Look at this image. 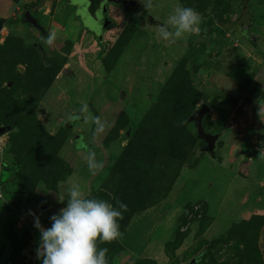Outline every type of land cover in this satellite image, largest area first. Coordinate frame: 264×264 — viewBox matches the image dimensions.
I'll return each instance as SVG.
<instances>
[{"label": "rangeland", "instance_id": "1", "mask_svg": "<svg viewBox=\"0 0 264 264\" xmlns=\"http://www.w3.org/2000/svg\"><path fill=\"white\" fill-rule=\"evenodd\" d=\"M116 1L0 0V264H42L29 210L51 227L73 179L127 205L123 237L97 241L108 264H264V0H151L164 23L177 6L201 14L200 34L175 43ZM201 103L205 130L222 131L214 160L196 155L186 121ZM88 148L104 163L96 175Z\"/></svg>", "mask_w": 264, "mask_h": 264}, {"label": "clouds", "instance_id": "2", "mask_svg": "<svg viewBox=\"0 0 264 264\" xmlns=\"http://www.w3.org/2000/svg\"><path fill=\"white\" fill-rule=\"evenodd\" d=\"M143 6L151 8L153 5L151 0H147ZM202 22L201 14L192 7L177 6L169 16L168 23L159 26L158 36L166 42L175 43L185 34L199 35ZM55 39L53 32L42 37V42L52 45ZM79 113H87L85 119L95 125L93 134L96 136L105 134L111 127L109 122L93 116L87 104L79 109ZM80 114L70 115L69 121L80 119ZM260 155H264V148L260 149ZM84 160L92 175L104 168V163L97 159V153L91 148L86 149ZM64 191L66 206L50 217L51 227L45 228L40 217L29 210L34 218V227L40 233L37 259L42 264H108V249L98 248L97 241L110 243L123 237L118 221L123 219L127 205L118 198L115 204L95 197L88 198L75 179L65 185Z\"/></svg>", "mask_w": 264, "mask_h": 264}, {"label": "water", "instance_id": "3", "mask_svg": "<svg viewBox=\"0 0 264 264\" xmlns=\"http://www.w3.org/2000/svg\"><path fill=\"white\" fill-rule=\"evenodd\" d=\"M117 5L119 4L125 11H131L133 8H136V18L141 22V24H145L146 26H154L157 28V34L159 26L167 24L161 21L160 18L154 17L150 13L143 14L142 11L145 9L143 4L144 2L140 0H117ZM96 16V15H95ZM107 21L104 24H98L94 27L93 33L97 36L98 39L102 37V32L108 27L110 24V20L106 19ZM24 21L29 23L31 26L39 29L42 34H44V30L41 25L38 23L37 18L31 14L30 11H25L24 13ZM60 73L63 77H68L73 83L77 82V75L70 67H63L60 70ZM256 91V87H252L248 89L247 94L251 95L253 92ZM210 112V107L207 106L205 103H201L197 108H195L192 113L188 116L187 122L192 123L197 138L201 141V146L196 150V155L200 154H207L209 159L214 160L217 156L216 154V147L217 143L222 135V131H215L210 132L206 131L204 128V118ZM5 130L4 127H0V134L3 133ZM197 256L192 257L189 261L185 263L179 264H194L197 261Z\"/></svg>", "mask_w": 264, "mask_h": 264}, {"label": "flooded vegetation", "instance_id": "4", "mask_svg": "<svg viewBox=\"0 0 264 264\" xmlns=\"http://www.w3.org/2000/svg\"><path fill=\"white\" fill-rule=\"evenodd\" d=\"M95 11H96V10H95ZM95 11H94V12H90V10H89V12H90V14H91L92 16H95ZM129 12L133 13L134 16L136 17V15H135V14H136V13H135V12H136V8H133V9H132L131 11H129ZM142 13H143V14H146V13H148V12H147L146 10H143ZM107 19H108V18H107ZM109 20H110V19H109ZM156 30H157V28H156Z\"/></svg>", "mask_w": 264, "mask_h": 264}, {"label": "trees", "instance_id": "5", "mask_svg": "<svg viewBox=\"0 0 264 264\" xmlns=\"http://www.w3.org/2000/svg\"><path fill=\"white\" fill-rule=\"evenodd\" d=\"M35 200L40 204V205H42V208L43 209H46L47 207H45V205L43 204V200L39 197V198H36L35 197Z\"/></svg>", "mask_w": 264, "mask_h": 264}]
</instances>
